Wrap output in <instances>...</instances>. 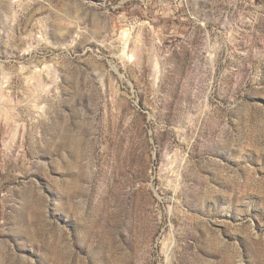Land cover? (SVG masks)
<instances>
[{
  "label": "rangeland",
  "instance_id": "rangeland-1",
  "mask_svg": "<svg viewBox=\"0 0 264 264\" xmlns=\"http://www.w3.org/2000/svg\"><path fill=\"white\" fill-rule=\"evenodd\" d=\"M155 2L0 0V264H264V0Z\"/></svg>",
  "mask_w": 264,
  "mask_h": 264
},
{
  "label": "bare ground",
  "instance_id": "bare-ground-1",
  "mask_svg": "<svg viewBox=\"0 0 264 264\" xmlns=\"http://www.w3.org/2000/svg\"><path fill=\"white\" fill-rule=\"evenodd\" d=\"M33 78V77H32ZM42 78V77H41ZM39 82V86H42L43 85V82L41 81V79L38 81ZM46 85H44V87H45ZM35 88V87H34ZM33 89V88H32ZM44 89V88H43ZM42 90V89H41ZM33 91V90H32ZM31 91V92H32ZM4 92V91H3ZM13 98V97H12ZM12 98L10 97V96H8V95H6L5 93H2L1 94V98H0V117L2 116L3 117V119H5V122H6V124H8L9 123V121L11 120V119H14L15 121H17V119L15 118V117H17V115H15V114H12V112H11V109L9 108V103L12 101ZM38 100V99H37ZM44 100L42 99V101H40V102H43ZM38 103H39V101H38ZM36 104V103H35ZM34 106V105H33ZM37 106H38V104H37ZM36 106V107H37ZM39 107V106H38ZM46 106H43V108H45ZM50 107V106H49ZM39 108H41V107H39ZM47 108V107H46ZM13 109H15V107L13 108ZM36 109V108H35ZM37 110V109H36ZM15 111V110H14ZM44 112V111H43ZM24 114V113H23ZM20 115V114H19ZM1 117V118H2ZM20 117V116H19ZM25 120H26V117L24 118ZM19 120V119H18ZM9 125V124H8ZM21 126V125H20ZM1 127H2V125H1ZM4 127V126H3ZM3 127L2 128H0V136H1V134H2V132H3ZM22 127V126H21ZM5 128V127H4Z\"/></svg>",
  "mask_w": 264,
  "mask_h": 264
},
{
  "label": "built area",
  "instance_id": "built-area-1",
  "mask_svg": "<svg viewBox=\"0 0 264 264\" xmlns=\"http://www.w3.org/2000/svg\"><path fill=\"white\" fill-rule=\"evenodd\" d=\"M156 1L155 3L158 5V6H164L166 4H169V3H176L178 2L179 0H154Z\"/></svg>",
  "mask_w": 264,
  "mask_h": 264
}]
</instances>
